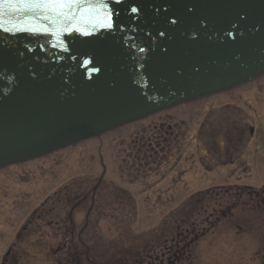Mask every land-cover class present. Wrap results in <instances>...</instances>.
<instances>
[{"label": "rangeland", "instance_id": "obj_1", "mask_svg": "<svg viewBox=\"0 0 264 264\" xmlns=\"http://www.w3.org/2000/svg\"><path fill=\"white\" fill-rule=\"evenodd\" d=\"M263 149L264 75L0 169V264H264ZM206 189L218 201L183 225Z\"/></svg>", "mask_w": 264, "mask_h": 264}, {"label": "water", "instance_id": "obj_2", "mask_svg": "<svg viewBox=\"0 0 264 264\" xmlns=\"http://www.w3.org/2000/svg\"><path fill=\"white\" fill-rule=\"evenodd\" d=\"M106 3L0 7V169L264 75V0Z\"/></svg>", "mask_w": 264, "mask_h": 264}, {"label": "trees", "instance_id": "obj_3", "mask_svg": "<svg viewBox=\"0 0 264 264\" xmlns=\"http://www.w3.org/2000/svg\"><path fill=\"white\" fill-rule=\"evenodd\" d=\"M71 188H73V190H71ZM74 188L73 186H69V184L64 186L62 190L56 193V200L61 203L63 199L66 200V202L77 199L78 196L74 194ZM120 189L122 190L123 188ZM122 191L124 192V190ZM125 195H127V193ZM218 197V192L216 193L214 189H206L193 193L183 203L178 213H176V218H179L177 220L181 221L183 225L188 224L192 226L189 222L197 215L204 213L209 206L216 204ZM233 204L231 203L229 206L225 207L221 215L224 217L229 215ZM47 212L50 213V210H47Z\"/></svg>", "mask_w": 264, "mask_h": 264}, {"label": "snow or ice", "instance_id": "obj_4", "mask_svg": "<svg viewBox=\"0 0 264 264\" xmlns=\"http://www.w3.org/2000/svg\"><path fill=\"white\" fill-rule=\"evenodd\" d=\"M83 2L85 10L90 13H95L99 19L101 10L107 9L106 0H0V7H16V8H31V7H48L52 9H65L74 4ZM105 26H110L111 12L104 11Z\"/></svg>", "mask_w": 264, "mask_h": 264}, {"label": "flooded vegetation", "instance_id": "obj_5", "mask_svg": "<svg viewBox=\"0 0 264 264\" xmlns=\"http://www.w3.org/2000/svg\"><path fill=\"white\" fill-rule=\"evenodd\" d=\"M237 125V124H236ZM235 128H238L237 126H234ZM233 128V127H232ZM231 127H229L228 128V130H227V133H226V135L227 136H230L231 134L232 135H243V134H247V128H244V127H242V128H238L237 130H235V128H234V130L232 129ZM230 131L231 132H234V133H230ZM249 132L251 133V134H254V130H253V128H249ZM227 138V137H226ZM230 141V139L227 141V142H229ZM235 150H237V149H235ZM262 152H264V149L262 150ZM230 153V152H229ZM241 161V158H236V159H232L231 160V162H233L232 164L233 165H235V163H238V162H240ZM264 202V201H263Z\"/></svg>", "mask_w": 264, "mask_h": 264}]
</instances>
